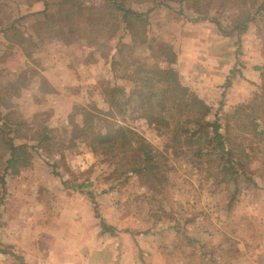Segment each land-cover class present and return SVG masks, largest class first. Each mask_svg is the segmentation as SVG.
Wrapping results in <instances>:
<instances>
[{
    "label": "rangeland",
    "instance_id": "obj_1",
    "mask_svg": "<svg viewBox=\"0 0 264 264\" xmlns=\"http://www.w3.org/2000/svg\"><path fill=\"white\" fill-rule=\"evenodd\" d=\"M112 1L0 0V174L12 143L34 146L30 164L6 173L0 188V264H264V71L249 101L210 106L228 156L156 129L127 78L135 61L167 67L166 46L176 53L201 21L226 37L227 50L248 35L264 50V0H115L143 14L132 31ZM248 13L242 33L212 21L228 31ZM51 55L89 61L93 83L72 100L43 90L31 71L41 74ZM27 81L37 88L34 109L20 96ZM112 92L115 118L140 140L117 155L91 150L69 123H82L83 107L107 111Z\"/></svg>",
    "mask_w": 264,
    "mask_h": 264
},
{
    "label": "trees",
    "instance_id": "obj_2",
    "mask_svg": "<svg viewBox=\"0 0 264 264\" xmlns=\"http://www.w3.org/2000/svg\"><path fill=\"white\" fill-rule=\"evenodd\" d=\"M111 1V0H110ZM182 2L184 0H176ZM254 5V4H253ZM111 10L116 11L120 15V19L124 21L126 27L132 31L131 23L133 21L141 22L143 14L127 9L121 6L117 1L113 0L110 4ZM260 8V6H258ZM204 12L196 9V14L202 16ZM40 14H45L41 12ZM206 17V16H202ZM253 20L250 13L245 16L240 15L235 25L228 31H225L220 23L214 18L219 29L226 35L233 33H242L247 30L249 23ZM94 40V39H93ZM93 40H90L92 42ZM168 57L165 62L169 64L167 67H160L156 64L145 62H134L135 65L131 74L127 78L136 86L134 93L139 98L138 109L141 111L140 116L153 124L156 129L162 131L172 130L173 136L179 139L184 133H188L187 142L213 144L212 150L219 151L228 156L231 154L229 150L225 151V143L223 134L220 132V124L217 120L213 122L207 120V114L210 112V106L199 96L180 81L178 71L172 66L176 62L175 51L166 46ZM31 76H37L41 82L42 89L48 87V91H52V87L46 82L44 77L32 69ZM25 77V73L22 74ZM18 76L17 81H21ZM22 83V82H21ZM23 86L29 87L31 82L27 81ZM44 90V89H43ZM114 92V90H113ZM110 97L109 109L102 111L88 110L81 108L82 123L78 124L71 120L74 133H85L88 137V145L91 150L99 151L106 154L117 155L128 147H132L140 141L138 135L133 128L124 125L115 118L112 107L118 103L113 95ZM0 99L1 96H0ZM49 137L46 130L43 132L41 142ZM34 146L27 143H12L10 146L9 157L5 161V165L0 174V188L4 192V176L6 173H17L20 168L30 164ZM139 151H142L146 163L152 158L145 149L144 144L140 142ZM145 167L132 168L134 172H143ZM108 228H106L107 230ZM103 229V231H106Z\"/></svg>",
    "mask_w": 264,
    "mask_h": 264
},
{
    "label": "crops",
    "instance_id": "obj_3",
    "mask_svg": "<svg viewBox=\"0 0 264 264\" xmlns=\"http://www.w3.org/2000/svg\"><path fill=\"white\" fill-rule=\"evenodd\" d=\"M195 29L199 30L198 35L186 36L182 40L183 44L176 43L174 67L180 75L181 83L211 107L221 103L222 107L228 108L249 101L261 85L264 50L255 44L249 45V35L244 38L239 36L236 46L233 49L230 46L227 50L226 37L218 33L208 21H201ZM53 56L50 62L41 64L40 75L53 89L47 92L64 93L69 100L74 99V94L78 97L76 88L81 89L84 82L91 81L85 80L90 75L87 71L90 69L89 61L84 60V64L80 60L63 62L62 58ZM44 57H48V54ZM32 87L31 83L30 88L22 87L19 92L34 109L32 91L37 88L32 90ZM19 107H23L21 102ZM56 115L57 112L50 116L52 120Z\"/></svg>",
    "mask_w": 264,
    "mask_h": 264
}]
</instances>
